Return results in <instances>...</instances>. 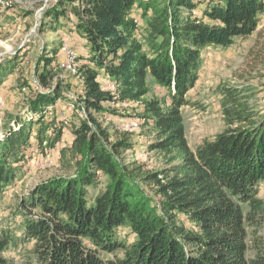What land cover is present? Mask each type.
<instances>
[{
	"label": "trees",
	"instance_id": "obj_1",
	"mask_svg": "<svg viewBox=\"0 0 264 264\" xmlns=\"http://www.w3.org/2000/svg\"><path fill=\"white\" fill-rule=\"evenodd\" d=\"M263 12L264 0H54L44 8L38 30L62 41L45 48L50 56L38 57L30 80L17 57L0 65V82L16 76L24 103L0 135V199L34 147L42 155L59 148L67 174L17 198L18 223L0 226V264H14L7 257L17 250L20 264H264V109L250 88L218 86L224 130L194 150L182 113L203 51L250 37ZM67 33L84 53L72 47L75 100L57 72ZM62 102L72 110L60 120ZM117 105L129 106L118 127L108 120ZM135 136L148 141L158 168L133 158ZM119 229L133 241L120 240Z\"/></svg>",
	"mask_w": 264,
	"mask_h": 264
},
{
	"label": "rangeland",
	"instance_id": "obj_2",
	"mask_svg": "<svg viewBox=\"0 0 264 264\" xmlns=\"http://www.w3.org/2000/svg\"><path fill=\"white\" fill-rule=\"evenodd\" d=\"M54 0H0V65L7 62L11 57L20 60L21 76L31 79L33 66L37 64L38 57L44 54L50 56L44 50L54 41L61 42L59 33L47 29L38 30L37 22L41 11L51 6ZM200 13L196 14L199 16ZM264 16V12L262 14ZM261 15V16H262ZM195 17V16H194ZM257 31L250 37L237 39L229 48H207L203 51L204 65L199 72V79L195 87L188 93L189 105L182 113L186 128V138L191 149H195L205 140H212L224 130V123L218 105L216 88L221 85L250 88L252 101L257 108L264 109V20L259 21ZM67 33L63 42L68 47L60 50L62 63L58 68V76L68 87L67 95L75 100L79 96V79L76 76V63L73 46L82 54L81 45H74L76 36ZM65 46V45H64ZM55 66L56 61L53 63ZM16 76L7 77L0 82V135L4 123L7 124L9 117L22 111L23 98L20 96L14 84ZM69 103V104H68ZM119 116H110L115 126L127 122L124 117L128 114L129 106L117 105ZM72 110L70 102L59 103L56 113L60 120L63 114ZM85 114L84 111L81 112ZM68 116V115H67ZM6 121V122H5ZM137 134L138 129L134 127ZM2 137V136H0ZM64 146L71 141L68 131L64 133ZM35 144V142H33ZM133 143L137 146L133 158L144 163L149 169H156L160 162L153 153L147 152L148 141L144 137L135 136ZM35 147L25 154L22 175L6 190L0 199V226L18 223V217L12 216L15 212L17 198L26 195L37 184L50 178L66 175L67 172L60 165L59 148L42 155L36 152ZM92 191V195H94ZM258 197L264 200V181L259 187ZM246 208L244 207V210ZM117 236L120 240L131 242L133 234L127 229H119ZM259 234L264 239V227L259 229ZM30 249V245L27 249ZM19 250L13 251L7 257L14 264L22 262ZM25 254V252H24ZM26 255V254H25Z\"/></svg>",
	"mask_w": 264,
	"mask_h": 264
},
{
	"label": "crops",
	"instance_id": "obj_3",
	"mask_svg": "<svg viewBox=\"0 0 264 264\" xmlns=\"http://www.w3.org/2000/svg\"><path fill=\"white\" fill-rule=\"evenodd\" d=\"M260 18H261V21H263V20H264V16H263V15H262ZM258 27H260V26H258Z\"/></svg>",
	"mask_w": 264,
	"mask_h": 264
}]
</instances>
